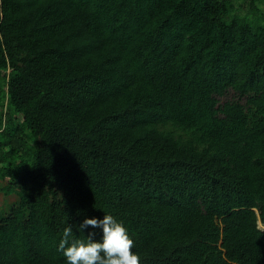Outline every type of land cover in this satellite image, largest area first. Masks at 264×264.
<instances>
[{
    "label": "trees",
    "instance_id": "16d2710c",
    "mask_svg": "<svg viewBox=\"0 0 264 264\" xmlns=\"http://www.w3.org/2000/svg\"><path fill=\"white\" fill-rule=\"evenodd\" d=\"M233 7L0 0V264L104 214L140 264H264V23Z\"/></svg>",
    "mask_w": 264,
    "mask_h": 264
},
{
    "label": "clouds",
    "instance_id": "9594fccd",
    "mask_svg": "<svg viewBox=\"0 0 264 264\" xmlns=\"http://www.w3.org/2000/svg\"><path fill=\"white\" fill-rule=\"evenodd\" d=\"M77 227L84 232L91 230L85 242L73 238L72 225L63 229L58 251L66 258L65 264H140L126 227L113 215L85 217Z\"/></svg>",
    "mask_w": 264,
    "mask_h": 264
},
{
    "label": "rangeland",
    "instance_id": "374dc122",
    "mask_svg": "<svg viewBox=\"0 0 264 264\" xmlns=\"http://www.w3.org/2000/svg\"><path fill=\"white\" fill-rule=\"evenodd\" d=\"M255 2L260 12L257 14L253 13L252 6ZM234 5L231 15L238 14L239 16L247 17L252 21L263 24L264 23V0H232ZM235 97L234 91H229L227 95L221 99V103H224ZM7 184V182L0 180V218L3 215L8 214L11 209L19 203V198L16 194L10 196L4 195L2 188Z\"/></svg>",
    "mask_w": 264,
    "mask_h": 264
},
{
    "label": "water",
    "instance_id": "95a60500",
    "mask_svg": "<svg viewBox=\"0 0 264 264\" xmlns=\"http://www.w3.org/2000/svg\"><path fill=\"white\" fill-rule=\"evenodd\" d=\"M260 224H261V222H260Z\"/></svg>",
    "mask_w": 264,
    "mask_h": 264
}]
</instances>
